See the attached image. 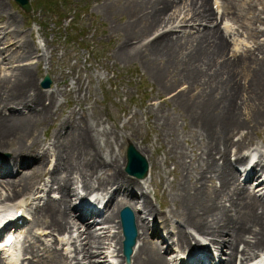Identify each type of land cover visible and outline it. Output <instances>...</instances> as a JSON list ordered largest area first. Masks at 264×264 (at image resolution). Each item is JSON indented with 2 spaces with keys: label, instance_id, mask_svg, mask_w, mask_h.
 I'll use <instances>...</instances> for the list:
<instances>
[{
  "label": "bare ground",
  "instance_id": "1",
  "mask_svg": "<svg viewBox=\"0 0 264 264\" xmlns=\"http://www.w3.org/2000/svg\"><path fill=\"white\" fill-rule=\"evenodd\" d=\"M108 1L104 11L118 19L112 32L121 33L124 41L113 52V59L140 58L158 90L168 94L161 101H172L182 108L179 117L187 120V131L179 132L178 119L162 121L157 113L154 118L161 122L156 124V137L161 135L166 140L167 160L180 169L179 179L158 185L162 195L171 196L172 205L158 210L149 197L146 184H153L152 164L144 178L123 171L125 160L117 156L116 145L125 129L108 127L102 117L88 121L82 112L62 136L66 123L60 118L58 96L75 93L78 100L81 85L69 87L63 82L51 91L37 88L40 59L31 58L38 47L17 15L0 0V166L6 162L15 172L13 176H7L6 168L0 172V220L12 225L23 222L24 240L34 229L31 224L44 217L48 229L40 230L44 236L39 234L36 241L23 247L21 257L0 245V264H84L79 259L83 250L90 258L86 264H124V259L117 263L114 254L102 257L107 245L116 248L119 244V252L122 250L119 204L132 208L137 230L128 264H180L183 258L186 264H209L208 258L215 264H264V149L254 145L250 133H260L264 127V58L252 53L261 47L257 43L253 48L246 42V48L235 46L240 50L237 54L233 48L234 53L227 49V39L245 41L237 37L238 26L227 20L243 22L249 10L252 19L263 25L264 17L254 12L251 2L245 6L246 0H213L217 10L211 0ZM219 10L221 21L224 19L221 29L216 14ZM257 28L249 25L251 37ZM180 83L188 85L178 86V90ZM49 121L55 126L49 132L44 130L50 140L46 144L40 129ZM236 133L239 135L234 140ZM2 148L10 151L8 157L2 156ZM32 149L41 160L25 159ZM48 157L55 158L54 169L47 172L48 180L52 187L57 186L61 198L43 199L35 205L32 197L40 192L38 186L47 174L39 167ZM60 170H64V177L54 174ZM156 173L161 176L158 170ZM255 176L260 193L251 192L242 183ZM79 183L86 191L84 195L78 192L82 188ZM4 186L8 192L2 194ZM118 195L133 198L123 201L116 199ZM89 199L98 207H90ZM98 217L110 223L101 225V232L94 230L99 223H91ZM158 221L167 232L159 233ZM180 222L184 230L178 229ZM116 225L118 235L110 232ZM5 227H0V233ZM65 231L68 238L54 237ZM154 234L164 242L167 235L176 236L172 242L187 254L165 255L164 250H171L170 243L165 249L150 237ZM50 239L74 248L63 252L53 248Z\"/></svg>",
  "mask_w": 264,
  "mask_h": 264
},
{
  "label": "rangeland",
  "instance_id": "2",
  "mask_svg": "<svg viewBox=\"0 0 264 264\" xmlns=\"http://www.w3.org/2000/svg\"><path fill=\"white\" fill-rule=\"evenodd\" d=\"M4 1L7 3L10 11L16 14L20 19L21 25L26 33L32 34L31 37L33 43L38 47V51H36L31 58L40 59V64L38 66L36 75L37 88L41 91H51L56 88L57 85L62 86L63 82L69 83V87L78 86L79 84L81 85V92L79 94L78 100L75 98V93L65 95L63 94L58 96L57 107L58 111L61 112L60 118H62L64 123H66L65 130L62 133V136L67 134L74 118L76 116L78 117V115H80L82 112L85 117H88V121L94 117H102L108 127L114 126L116 128L125 129L126 134L120 137V140H118V144L116 145L117 156H119L121 159L124 158L126 163V151L127 146L130 143L133 144V146H135V148L142 154H144L148 160V163L150 164V168L152 164V168L154 170L152 178L153 184L149 182H147L146 184L148 186L149 197L152 199L154 205L158 210L161 209V211H163L170 209V206L172 205L171 196H169V194L166 196L162 195V190L158 187V185L161 186V183H163L164 181L174 182L175 180L179 179L180 169L177 164H174L172 160H167L166 140L161 139V135H159V137H156V133L159 132L156 124L160 125L161 122L156 123L154 121V118H156L157 113L158 117L162 116V121H166L165 119H167L168 117H171L172 119H178L179 132L187 131V120L183 122V120L179 117V115L182 113V108H179L178 106L173 104L172 101H161L162 97L168 96V94L158 90V86L154 82L152 75L149 74V70H146V68L144 67V62L140 58H134L131 60L120 58L113 59V52L117 50L124 41L122 39L123 35L121 33L115 34L112 32L114 30L113 24H116L114 21H117L118 19L109 17L103 9V6H108L109 1L71 0L69 8L71 7L72 13H74V10L76 11V16H78L79 20L73 26L79 28L77 32L81 31L84 33L80 38L77 33L73 32L68 34V20L66 19H62L63 23L58 25L55 23L57 16L43 13L41 9H39V7L37 9L32 8L29 12H25L14 0ZM30 1L32 2L33 7H36L35 5L37 3V0ZM246 1V3L242 1L245 6L248 2H251L255 7L254 12H260V14L264 17V0ZM211 4L212 7H214L213 0H211ZM252 14V10H249V12L246 13V18L243 22L236 21L237 25L236 23L234 24V22L230 19V21L227 20V22L235 28L238 26L240 31H236L237 37L247 41L249 46L253 48L254 46H256V43L261 46L258 47L254 52L252 51V49H250V51H252L253 55L258 59H263L264 45L262 47V42H264V25L261 23V21H254L252 19ZM217 21L219 23V28L221 29L222 21L220 17L219 19L217 17ZM122 22H124L123 19ZM203 25L204 24H202L201 26L203 27ZM249 25L252 27H260L259 29L257 28L258 31L254 34V36H252L254 37L253 39L251 37ZM227 41V49L231 53H234L236 51L235 54H237L239 53L237 52V50L240 51L239 49L248 47L244 46L241 43L242 41H238V43L235 40V43H233L232 41L230 42V40L228 39ZM258 41L261 42L258 43ZM235 46H237L239 49H234ZM231 49L234 52H232ZM258 50L260 52H258ZM47 71L52 75L53 84L49 87L44 88L40 85V79ZM186 83L178 84L177 89L178 86L180 87L188 85ZM243 101L247 103L245 98H243ZM148 103H152V105L150 107H147ZM72 110H74V112H71ZM128 122L129 124H127ZM54 126L55 122L52 123L49 121L47 122V126H45L46 128L44 127L40 129V133H42L41 136L45 139L46 144H48V141L50 140L48 136H44V130L47 129V132H49L54 128ZM250 133H253L252 142H254V145L259 144V146L261 145L264 149V127L261 128L260 133L256 132L255 130L250 131ZM238 135L239 133L232 135V137L234 136L233 139L235 140ZM184 145L187 147V150L190 153L189 145H187L185 142ZM2 149V156L8 157L10 155V151L5 150V148ZM30 152L31 153H29V156L25 158L27 161L33 162L41 160L38 158L36 149H32ZM24 153H28V151ZM257 156L259 155L257 154ZM4 163L6 162H1V165ZM43 163L44 164L39 167L40 171H45L46 173L52 171L55 166V158L53 157L50 159L48 157L43 161ZM125 163L123 165V171L126 175L134 177L133 174L131 175V173L126 171ZM29 166L31 167L32 165ZM238 166L239 165L236 163L235 167L237 168ZM243 167L244 165H242V168ZM155 170H158L161 176L157 173L155 174ZM54 174H58L64 177V170H60ZM258 175L259 174H257V176ZM257 176L245 181H242L243 177H241L240 181H242L243 184L245 183L246 185H248L251 192L253 190L259 193L260 187H258L257 181H255V178ZM49 177L50 174L48 173L43 176L44 179L41 180L42 182L38 186L40 187V192L32 197L35 198V205H37L43 199L47 200L49 198H55L51 195L52 193H54V191H56L57 186H51V182L48 180ZM62 181L63 179L60 180V182ZM79 186H82V188L79 187L78 192H82L81 194L84 195L86 191L85 189H83V185L79 183ZM60 198L61 196H58L56 200H59ZM117 198H123V201H125L126 199H132L133 196L129 197L128 195H118L116 199ZM121 205L122 204H119L118 206L122 207L123 205ZM173 220L177 221V219ZM45 221L46 217L40 219L37 223L33 222L34 224L32 223L31 225L34 227L39 226L41 228H44L43 230L47 231L48 229L44 226ZM97 223L99 222H96L95 224L97 225ZM102 224L105 225L106 223L103 222ZM106 226H110V223H107ZM116 226L117 229L113 233L118 235L119 226ZM164 227L163 225H160L158 221L157 228L159 230V233L160 231L167 232V230H164ZM112 228L114 229L115 227ZM184 228L185 227L181 225L180 222L178 229L184 230ZM174 229L176 228H171L172 231ZM67 234L69 236V233H66L65 231L64 234H55L54 237L57 238L58 236L60 237L62 235L60 238H64L65 236L63 235ZM68 236H66V238H68ZM150 237H152L153 240H158L159 245H164V241H162L160 235L154 234L150 235ZM174 238L177 237L175 236ZM170 239L168 241L171 242ZM34 240L35 237L32 236L30 238V241L33 242ZM50 240L51 241L49 242L50 244H53L51 245L53 248L54 246L58 245V241L55 242L54 239ZM27 243L28 242H26L23 246H25ZM115 244L116 243H113V245ZM116 245V248L114 246L111 247V245H107L106 248H104L102 257L104 256V254H109L110 256L114 254V259L117 260V263H119L123 259L124 264L130 263L127 262L124 257H119V259L117 258L118 253H120V245ZM167 245V243L166 245H164L165 249L167 248ZM173 246L174 248L176 247V250L179 249V246H177L176 244H172L171 250H164V252H166V254H164L167 256L172 255L174 253ZM109 247L111 248L109 249ZM63 248L64 251L62 250ZM73 248L74 247L71 246L70 249H67L66 244L64 243H62L60 247L63 252H69L73 250ZM115 250H118L116 254L114 252ZM85 254L86 251L83 250L79 256L80 261L84 264H86L90 259L88 257V254ZM223 255L226 254L224 253ZM207 261H209V258L207 259ZM181 264H184V262H181Z\"/></svg>",
  "mask_w": 264,
  "mask_h": 264
},
{
  "label": "water",
  "instance_id": "3",
  "mask_svg": "<svg viewBox=\"0 0 264 264\" xmlns=\"http://www.w3.org/2000/svg\"><path fill=\"white\" fill-rule=\"evenodd\" d=\"M16 3L25 11L31 10V5L29 0H15ZM52 80L49 73H46L41 80L40 84L43 87L51 85ZM127 162L125 169L127 172L135 175L138 178H143L146 176L148 171V160L144 154L133 146V144H128L127 146ZM121 224L124 233V251L126 255H129L132 250V245L136 240L137 230L135 225V217L132 209L125 205L120 210Z\"/></svg>",
  "mask_w": 264,
  "mask_h": 264
},
{
  "label": "trees",
  "instance_id": "4",
  "mask_svg": "<svg viewBox=\"0 0 264 264\" xmlns=\"http://www.w3.org/2000/svg\"><path fill=\"white\" fill-rule=\"evenodd\" d=\"M36 2V7L34 8L37 9L39 7L44 13L57 16L58 20L56 22L58 25L63 23L62 19L69 20V24L67 26L68 33L74 32L77 33L79 37L83 36L84 33L81 31L77 32L79 28L73 26L79 20L78 16H76V11L74 10V13H72L71 7L69 8L71 0H37Z\"/></svg>",
  "mask_w": 264,
  "mask_h": 264
}]
</instances>
